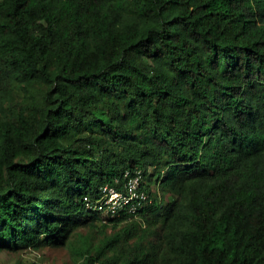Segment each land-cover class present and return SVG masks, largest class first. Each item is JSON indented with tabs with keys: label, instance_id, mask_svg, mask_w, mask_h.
<instances>
[{
	"label": "trees",
	"instance_id": "16d2710c",
	"mask_svg": "<svg viewBox=\"0 0 264 264\" xmlns=\"http://www.w3.org/2000/svg\"><path fill=\"white\" fill-rule=\"evenodd\" d=\"M137 167L84 264H264V0H0V249Z\"/></svg>",
	"mask_w": 264,
	"mask_h": 264
},
{
	"label": "rangeland",
	"instance_id": "374dc122",
	"mask_svg": "<svg viewBox=\"0 0 264 264\" xmlns=\"http://www.w3.org/2000/svg\"><path fill=\"white\" fill-rule=\"evenodd\" d=\"M152 171L150 168L149 174ZM148 183L163 202L169 198L166 191L159 192L154 181ZM119 226L106 222L102 215H95L93 221L71 223L59 237L39 246L14 244L0 249V264H84L89 252L94 253L98 245L119 230Z\"/></svg>",
	"mask_w": 264,
	"mask_h": 264
},
{
	"label": "built area",
	"instance_id": "2783aa9c",
	"mask_svg": "<svg viewBox=\"0 0 264 264\" xmlns=\"http://www.w3.org/2000/svg\"><path fill=\"white\" fill-rule=\"evenodd\" d=\"M152 202L142 168L125 170L123 176L100 187L98 198H86V206L103 216L106 222L125 215L140 220L145 207Z\"/></svg>",
	"mask_w": 264,
	"mask_h": 264
}]
</instances>
